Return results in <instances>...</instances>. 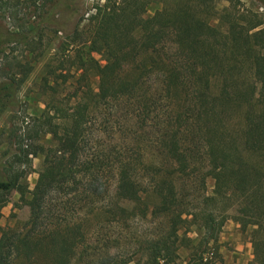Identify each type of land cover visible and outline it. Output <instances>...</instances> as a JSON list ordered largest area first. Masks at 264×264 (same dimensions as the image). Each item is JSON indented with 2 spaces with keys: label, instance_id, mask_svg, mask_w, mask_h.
<instances>
[{
  "label": "trees",
  "instance_id": "16d2710c",
  "mask_svg": "<svg viewBox=\"0 0 264 264\" xmlns=\"http://www.w3.org/2000/svg\"><path fill=\"white\" fill-rule=\"evenodd\" d=\"M196 1L174 9L164 4L143 17L149 0H104L81 15L79 21L90 24L88 49L103 60L86 61L97 77L93 103L131 100L139 108V121L151 118L156 125L160 155L146 175V191L132 160H114L113 187L104 208L126 213L127 203L144 214L142 193L154 196L150 212L165 218L166 229L147 242L144 264H177L178 230L184 234L189 225H197L208 242L227 219L250 228L252 258L246 264H264L263 21L226 8L216 11L214 0ZM201 5L217 23L199 14ZM11 36H0V44L12 41ZM11 58L0 55V109L12 106L29 71ZM52 108V114L45 108L8 139L9 160L0 163V207L16 192L28 210L21 226L0 227V264H72L82 239V221H67V213L91 199L90 177L97 174L96 161L81 151L89 103L81 97L59 118L61 109ZM46 133L52 145L33 142ZM197 153L204 169L193 174ZM37 154L42 164L28 189V155ZM192 175L200 186L205 177L212 181L209 194L200 195V209H189L178 191ZM58 190L66 196L62 206L69 208L64 215L57 214L61 207L48 211V199Z\"/></svg>",
  "mask_w": 264,
  "mask_h": 264
},
{
  "label": "rangeland",
  "instance_id": "374dc122",
  "mask_svg": "<svg viewBox=\"0 0 264 264\" xmlns=\"http://www.w3.org/2000/svg\"><path fill=\"white\" fill-rule=\"evenodd\" d=\"M103 1L0 0V36H13L12 41L1 42L0 48L4 55L12 57L11 60L14 57L25 65L24 68H29L15 93L12 106L0 109V163L9 160V153H6L8 139L17 136L25 125H29L32 117L39 116L46 109L48 114H52L54 106L61 109L56 112L59 118L70 104L83 97L89 103V110L83 125L81 151L87 158L96 161L97 174L90 177L91 199L78 202L74 212L67 213V221H82L83 233L71 263L144 264L147 242L157 239L166 229L165 218L150 212L155 203L154 196L150 192L142 193L141 201L147 205L144 214H137V209H131V204L127 203H124L128 210L126 213H119L116 208L105 211L104 206L110 198L114 182L112 165L118 158L126 156L132 160L146 191V175L150 174L151 165L160 160L155 143L156 125H152L151 118L139 121V108L131 100L93 103L97 77L86 61L91 58L102 64L103 60L99 54L89 51L90 24L79 20L83 12L85 17L92 13L95 3ZM181 2L191 4L197 1L149 0L142 16L152 15L164 4L174 9ZM213 8L216 11L229 9L236 16L255 15L264 26V0H214ZM205 9L206 6L201 5L199 14L209 18L211 24L217 23L211 18V12ZM78 59H82L83 63ZM20 75L21 72L16 74ZM33 142L45 147L52 145L48 133L41 134ZM28 156L30 166L24 181L31 189L41 167L42 156ZM194 158L193 174L204 169L202 156L197 153ZM197 183L198 179L192 175L178 186L180 197L189 209L204 207L200 195L209 194L212 188L209 177L204 178L203 186ZM65 197L61 190L51 194L48 211L56 213V209L61 207L57 214L64 215L63 211L69 209L67 204L62 206ZM27 213V207L17 201V193L11 192L8 201L0 207V227L21 226ZM201 236L202 230L193 224L184 234L181 230L177 231V264H246L252 258L250 228L241 229L233 219L225 220L214 240L205 242Z\"/></svg>",
  "mask_w": 264,
  "mask_h": 264
}]
</instances>
